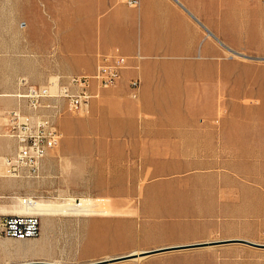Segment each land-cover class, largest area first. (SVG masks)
Here are the masks:
<instances>
[{"label":"crops","instance_id":"obj_1","mask_svg":"<svg viewBox=\"0 0 264 264\" xmlns=\"http://www.w3.org/2000/svg\"><path fill=\"white\" fill-rule=\"evenodd\" d=\"M138 1L23 0L27 40L17 47L16 61L21 80L39 86L54 77L94 75L101 57L117 51L128 58V68L111 88L91 83L98 97L86 115L58 101L62 140L44 160L40 179H4V156L16 144L0 138V223L21 214V193L110 200L121 215L89 217L83 224L115 226L113 252L130 243L131 214L157 222V233L171 246L210 242L223 227L225 220L217 219L232 212L230 195L242 187L226 170L231 164L217 157L229 131L210 121L218 113V89L244 66L234 53L244 55L253 45L263 51L264 0ZM133 79L140 80L137 90ZM3 89L16 86L0 84ZM16 105L0 99V108ZM8 244L0 235V264H21L20 247ZM101 244L99 236L81 243Z\"/></svg>","mask_w":264,"mask_h":264},{"label":"rangeland","instance_id":"obj_2","mask_svg":"<svg viewBox=\"0 0 264 264\" xmlns=\"http://www.w3.org/2000/svg\"><path fill=\"white\" fill-rule=\"evenodd\" d=\"M23 12V0H0V84L16 86L15 91L0 90V95H13L20 91L22 76L19 75L21 71L17 70L16 61L17 47L19 44L22 46L24 40H27L25 38L27 37L26 29L23 30ZM234 54L237 55V53ZM238 55L243 57L234 56V59L243 63L244 66L241 69H233L231 78L218 89L216 93L218 113L215 118L211 119L210 124L229 131L228 142L218 144L217 157L231 164L226 167V170L230 171L229 174L234 182L241 183L242 188L230 195L229 204L232 212L217 219L219 222L225 220L223 227H220L218 232L207 241L245 240L264 245V46L261 51L257 50V45H253L249 52ZM26 80L30 85H35L29 81V78ZM0 99H12L16 103L13 97H0ZM2 169L4 170L3 164ZM4 179L32 181L11 177H4ZM17 194L26 197L25 199L31 198L28 197L31 195ZM83 198L91 200L101 209L108 208L112 211V215L83 216L56 213L46 217L49 221L48 229L44 231L41 227V233L36 238L28 240L5 238L9 243L8 248L12 250L19 247L37 249L36 253L25 255L24 259L19 261L21 264L38 261L87 264L128 255L132 251H150L171 246L164 243L171 240L157 233L155 229L157 222H151L153 220L146 222L142 215L131 214L135 223L129 226L130 232L125 234L129 237L130 243L118 244L115 248L117 252H113L114 245L111 243L113 242L112 234H115V226L110 224L103 228L96 224H83V221L89 217L121 215L111 207L110 200L93 197L76 199L52 195L33 199L52 203L77 204L81 203ZM96 200L100 203L95 202ZM44 218L41 216L42 221L45 220ZM125 227V224H121L120 231L123 232ZM98 236L101 238V245H81L85 237L95 239ZM201 242L204 241L192 240L190 244ZM11 261H15V257H11ZM114 264H264V247L231 242Z\"/></svg>","mask_w":264,"mask_h":264},{"label":"built area","instance_id":"obj_3","mask_svg":"<svg viewBox=\"0 0 264 264\" xmlns=\"http://www.w3.org/2000/svg\"><path fill=\"white\" fill-rule=\"evenodd\" d=\"M138 3V0L128 2L132 6ZM127 68L128 58L117 51L101 57L94 75L59 76L44 86L30 85L22 79L20 91L12 95L16 99V107L0 108V137L11 139L16 144L14 152L4 156L6 177L40 179L44 160L62 140V133L55 123V119L63 115L58 101H66L68 112L86 115L98 97L90 91L91 83L97 82L100 89L111 88ZM130 85L137 90L140 80L133 79ZM41 227L40 215H8L0 223V235L28 240L38 237Z\"/></svg>","mask_w":264,"mask_h":264},{"label":"bare ground","instance_id":"obj_4","mask_svg":"<svg viewBox=\"0 0 264 264\" xmlns=\"http://www.w3.org/2000/svg\"><path fill=\"white\" fill-rule=\"evenodd\" d=\"M5 176H6V172H5ZM20 201L22 205L21 214H37V215L39 214L43 217H50L51 215L56 214V213H66L70 215L78 214V215H84V216H90V215L109 216L111 215V212L109 211L108 208L101 209L99 205L92 203L91 200L84 199V198L81 199V203L78 202L77 204L76 203L75 204L66 203V202L52 203V202H45V201H40V200H33L31 198L24 199V200L21 199ZM95 202L100 203L99 200H96ZM19 251L24 253V255H28V254L36 253L37 249L36 248H31V249L20 248ZM146 252L147 251H133L132 253H130V255H135L136 258H134L133 260L139 261V260L146 258L145 256H142ZM105 260H108V259H105ZM56 264H61V263H56Z\"/></svg>","mask_w":264,"mask_h":264},{"label":"water","instance_id":"obj_5","mask_svg":"<svg viewBox=\"0 0 264 264\" xmlns=\"http://www.w3.org/2000/svg\"><path fill=\"white\" fill-rule=\"evenodd\" d=\"M231 242H242V243L250 245V246L264 247V245L253 243L250 241H245V240L210 241V242L195 243V244H190V245L170 246V247L158 248V249L147 251L142 256L150 257V256H155V255L170 253V252L213 247V246H217L219 244L231 243ZM134 258H136L135 255L129 254V255L115 257V258L108 259V260L95 261V262H91V263H87V264H114V263H120V262H124V261L133 260ZM22 264H56V263L47 262V261H38V262H29V263H22Z\"/></svg>","mask_w":264,"mask_h":264}]
</instances>
